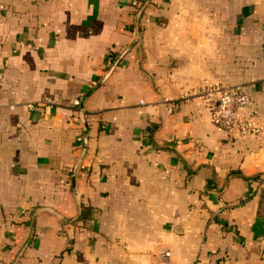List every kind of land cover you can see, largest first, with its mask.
Here are the masks:
<instances>
[{
    "label": "crops",
    "instance_id": "obj_1",
    "mask_svg": "<svg viewBox=\"0 0 264 264\" xmlns=\"http://www.w3.org/2000/svg\"><path fill=\"white\" fill-rule=\"evenodd\" d=\"M144 1L0 0V264H264V0Z\"/></svg>",
    "mask_w": 264,
    "mask_h": 264
},
{
    "label": "built area",
    "instance_id": "obj_2",
    "mask_svg": "<svg viewBox=\"0 0 264 264\" xmlns=\"http://www.w3.org/2000/svg\"><path fill=\"white\" fill-rule=\"evenodd\" d=\"M109 63L113 61L108 56ZM204 98L212 107L213 119L228 128H236L244 133L252 128L257 108L250 106L251 100L247 90L241 85L219 86L207 85L203 90ZM79 104V100H75ZM86 147L87 133L83 136ZM83 145V143H82ZM165 254H168L166 251Z\"/></svg>",
    "mask_w": 264,
    "mask_h": 264
},
{
    "label": "water",
    "instance_id": "obj_3",
    "mask_svg": "<svg viewBox=\"0 0 264 264\" xmlns=\"http://www.w3.org/2000/svg\"><path fill=\"white\" fill-rule=\"evenodd\" d=\"M148 1L149 0H145L144 1V3H143V6L138 10V12H137V19H136V24H137V33H136V36H135V38H134V40H133V42H135V41H137L138 40V38H139V33H140V28H139V16H140V14H141V11H142V9H143V7L148 3ZM129 46L130 45H128L127 47H125L123 50H122V52L120 53V55H119V57L129 48ZM118 57V58H119ZM118 58L114 61V63H113V65L111 66V68H110V70L112 69V67L117 63V61H118ZM102 81H103V79H102ZM81 107H82V102H81V105H80Z\"/></svg>",
    "mask_w": 264,
    "mask_h": 264
},
{
    "label": "trees",
    "instance_id": "obj_4",
    "mask_svg": "<svg viewBox=\"0 0 264 264\" xmlns=\"http://www.w3.org/2000/svg\"><path fill=\"white\" fill-rule=\"evenodd\" d=\"M118 54H119V52L118 53H113L112 55H111V59H112V61H114L116 58H117V56H118Z\"/></svg>",
    "mask_w": 264,
    "mask_h": 264
}]
</instances>
